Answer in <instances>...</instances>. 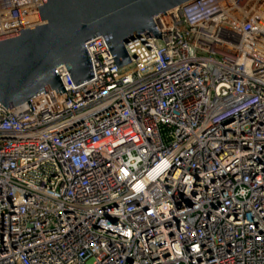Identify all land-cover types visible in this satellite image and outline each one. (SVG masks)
I'll use <instances>...</instances> for the list:
<instances>
[{"label":"built area","instance_id":"obj_1","mask_svg":"<svg viewBox=\"0 0 264 264\" xmlns=\"http://www.w3.org/2000/svg\"><path fill=\"white\" fill-rule=\"evenodd\" d=\"M43 4L0 0V36ZM155 24L129 64L99 35L95 77L0 104V264H264V0Z\"/></svg>","mask_w":264,"mask_h":264},{"label":"water","instance_id":"obj_2","mask_svg":"<svg viewBox=\"0 0 264 264\" xmlns=\"http://www.w3.org/2000/svg\"><path fill=\"white\" fill-rule=\"evenodd\" d=\"M195 1L43 0V25L0 36V104L11 109L28 102L32 108L30 100L48 87L65 92L57 72L62 65L75 86L95 77L86 43L99 35L117 67L129 64L125 43L161 38L155 18Z\"/></svg>","mask_w":264,"mask_h":264}]
</instances>
